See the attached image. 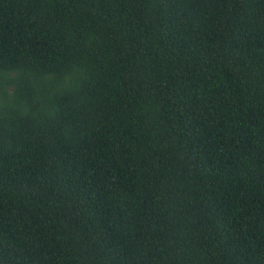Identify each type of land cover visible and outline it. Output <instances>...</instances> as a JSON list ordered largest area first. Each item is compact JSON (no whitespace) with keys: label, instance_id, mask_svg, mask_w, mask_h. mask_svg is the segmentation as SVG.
<instances>
[{"label":"trees","instance_id":"16d2710c","mask_svg":"<svg viewBox=\"0 0 264 264\" xmlns=\"http://www.w3.org/2000/svg\"><path fill=\"white\" fill-rule=\"evenodd\" d=\"M0 264H264V0H0Z\"/></svg>","mask_w":264,"mask_h":264}]
</instances>
